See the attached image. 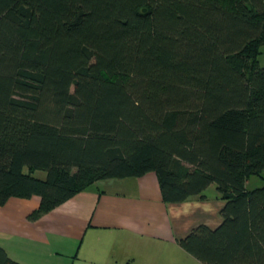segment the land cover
<instances>
[{
	"label": "trees",
	"instance_id": "obj_1",
	"mask_svg": "<svg viewBox=\"0 0 264 264\" xmlns=\"http://www.w3.org/2000/svg\"><path fill=\"white\" fill-rule=\"evenodd\" d=\"M263 45L264 0H0V206L39 196L36 220L149 172L166 203L216 184L222 221L179 244L264 264V186H245L264 178ZM0 264L22 263L0 246Z\"/></svg>",
	"mask_w": 264,
	"mask_h": 264
},
{
	"label": "crops",
	"instance_id": "obj_2",
	"mask_svg": "<svg viewBox=\"0 0 264 264\" xmlns=\"http://www.w3.org/2000/svg\"><path fill=\"white\" fill-rule=\"evenodd\" d=\"M120 180L124 191L94 188L96 182L36 220L29 216L39 196L11 198L0 206V246L22 264H76L64 256L73 260L81 249L80 264H197L179 239L199 224L221 222L220 194L205 211L208 200L200 196L166 203L155 172Z\"/></svg>",
	"mask_w": 264,
	"mask_h": 264
},
{
	"label": "rangeland",
	"instance_id": "obj_3",
	"mask_svg": "<svg viewBox=\"0 0 264 264\" xmlns=\"http://www.w3.org/2000/svg\"><path fill=\"white\" fill-rule=\"evenodd\" d=\"M258 61H259V63H260L261 66H264V45L260 48V52H259V55H258ZM37 175L38 176H41V177H45V172L38 171L37 172ZM121 182L122 181L120 179L102 180V181H98V183H96L94 185V188L98 186L102 190H109L110 189L109 191H113V190L122 189L121 191H124L123 188H122V185H121L122 183ZM245 186H246V188L248 190H253V189H256L258 187H262V186H264V178L263 177H260V176H257V175H253L248 180H246ZM205 195H206V198L205 199L208 200L206 202L207 205H206L205 211L206 210H210L211 208L214 209L213 204H214V202L216 200L215 198H216L217 195L219 196V193L217 191L216 184H212L210 187H208V189L205 191ZM185 214H187V216H188V215L191 214V212H188V210H185ZM193 214H197V213H193ZM211 214H212V212H211ZM219 217H220V221H222L221 215ZM194 221H193V223H196ZM77 250H78V247L75 249V252ZM22 252H25V250L23 248H22ZM81 255H83L82 249H81V251L78 254H76V255L73 256V260H72V258L71 259H68V257H66V256H64V257L67 259V261H66L67 263H68V261L70 263L72 261H76V264H80V262L82 263L84 261V260H82V256ZM193 260L197 264H203V263H198V261H196V259H194V258H193ZM111 261L115 263V261H113V260H111ZM174 263L173 262L172 263L165 262V263H162V264H174ZM131 264H138V263H132L131 262ZM176 264H186V263L177 261Z\"/></svg>",
	"mask_w": 264,
	"mask_h": 264
}]
</instances>
